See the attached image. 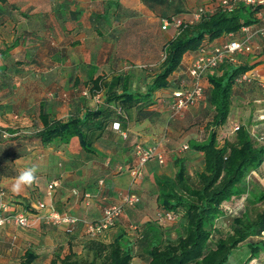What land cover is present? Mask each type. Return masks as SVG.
Listing matches in <instances>:
<instances>
[{
    "label": "crops",
    "instance_id": "obj_1",
    "mask_svg": "<svg viewBox=\"0 0 264 264\" xmlns=\"http://www.w3.org/2000/svg\"><path fill=\"white\" fill-rule=\"evenodd\" d=\"M209 2L0 1V126L16 136L0 140V187L7 191L6 199L13 208H24L30 217L28 226L13 221L0 226V264H19L30 249L37 253L32 264H50L54 257L70 252L85 256L91 242L88 223L98 221L103 208L119 202L121 194L128 190L138 194L140 201L126 206L117 224L98 238L109 243L126 234L136 252L132 264H149L147 256L138 253L136 235L138 227L155 220L162 211L157 199L158 177L170 176L165 173L170 164L176 165L170 177L175 176L176 159L182 158L178 151L187 150H183V145L190 148L192 142H201L209 136L208 122L214 110L207 99L206 77L203 98L178 114L174 115L171 109L174 91L191 85L189 70L200 52L185 54L170 79V86L154 92L156 102L150 112H139L136 108L124 111V129L104 132L92 144L93 150L85 149L78 137L68 142L43 143L31 136L42 128L41 114L66 118L80 113L86 98L82 90L98 76L110 79L119 73L122 77L127 74L130 90L146 92L153 78L151 68L160 63V51L147 47L145 42L139 49L133 48L134 43L129 40L156 38L165 44L175 34L173 26L162 28L166 17L175 14L190 18L199 5ZM227 38L223 36L212 45L225 43ZM252 41L259 46L255 51L259 56L251 55V63L260 62L248 71L253 74L251 81L237 83L234 97L244 98L248 96L246 89L252 91L260 85L264 102V37L257 35ZM58 54L63 56V62L55 59ZM135 82L139 86L133 87ZM92 101L90 105L94 106ZM230 119L229 115L221 126L220 138L224 127H234ZM138 143L159 145L165 162L150 159L142 175L134 177L131 171L138 161L135 153ZM33 165L38 168L37 182L13 193L11 185L19 171ZM256 174L264 177V162ZM53 181L59 184L48 193ZM84 192L91 193L88 201ZM39 202L46 206L38 209ZM51 210L78 216L80 220L70 229L66 224L48 223L41 216ZM261 238L264 233L257 237ZM261 258L264 260V253Z\"/></svg>",
    "mask_w": 264,
    "mask_h": 264
},
{
    "label": "trees",
    "instance_id": "obj_2",
    "mask_svg": "<svg viewBox=\"0 0 264 264\" xmlns=\"http://www.w3.org/2000/svg\"><path fill=\"white\" fill-rule=\"evenodd\" d=\"M198 12L199 18L196 17ZM263 12L264 2H241L230 10L223 0H210L209 4L199 5L190 18L175 14L166 17L170 21L167 27L173 26L175 34L163 45V58L153 69L152 82L146 92L130 90L127 74L122 77L123 74L119 73L110 79L98 76L82 90L84 95L91 94L90 97L99 95L98 102L95 98H83L80 113L66 118L41 114L42 128L31 137L43 143L68 142L78 137L85 149L93 150L92 144L104 132L124 129V111L134 108L139 112L151 111L156 102L154 92L170 86V79L180 68L186 53L210 49L215 40L238 33L243 26L264 25ZM252 53H241L236 61L227 57L204 75L209 84L207 99L214 112L208 122L207 139L191 144L203 155V168L195 172L194 181L186 159L179 157L175 176L158 177L160 212H173L176 218L166 223L156 218L138 227V253L147 256L149 264H227L233 250L243 244L251 250L243 264H264L261 258L264 238L257 239L264 233V190L254 196L256 206L253 213L247 207L233 215L231 229L226 235L215 236L212 232H219L217 221L228 211L227 204L243 195L249 171L257 170L264 162V143H256L245 125H239L233 140L224 138L220 142L219 137V130L228 121L237 92L236 78L260 62L251 63ZM89 100H94V106ZM5 129L12 136L0 140L16 137L14 132ZM170 223L179 227H168ZM172 228L177 230L176 237L171 235ZM98 237L100 235L89 236L91 242L85 256L70 252L63 257H54L50 264H132L136 252L126 234L109 243ZM36 257L34 250H27L19 264H32Z\"/></svg>",
    "mask_w": 264,
    "mask_h": 264
},
{
    "label": "built area",
    "instance_id": "obj_3",
    "mask_svg": "<svg viewBox=\"0 0 264 264\" xmlns=\"http://www.w3.org/2000/svg\"><path fill=\"white\" fill-rule=\"evenodd\" d=\"M241 2L253 4L257 2H264V0H223L224 4L229 5L230 10H232L236 4ZM201 10L202 8H200V11ZM196 17H200V12L196 13ZM180 22L181 21L178 20V23ZM169 24L170 21L165 19L163 26L167 27ZM257 35L264 37V25L257 27L243 26L240 32L230 33L225 43L214 45L210 49L201 50L189 70L192 78L191 85L184 88H178L173 93L174 101L171 104V109L174 115L194 105L204 96L205 87L203 77L208 70L218 67L227 57L236 61L238 55L241 53L255 52L259 46L253 43L252 40ZM252 78L253 74L246 72L238 76L236 78V82L241 83L243 81H251ZM84 93L86 94V92ZM99 98L100 96L96 95L95 101L98 102ZM116 127H118V125H116ZM238 128L239 125L235 126V130ZM11 136L12 133L0 126L1 139H6ZM182 148L183 150L188 149L189 145L184 144ZM135 153L138 161L136 166L131 171L134 177L142 175L144 165L152 158H156L160 163L165 162L164 154L157 144L145 146L139 143L135 147ZM58 184V181L51 182L49 184L48 193H52V189ZM83 196L88 201L91 197V193L84 192ZM6 197L7 191L0 187V221H2L0 226L4 225L8 221H13L21 226H28L30 224V217L27 210L24 208H13V206L7 201ZM139 201L140 198L135 192L131 190L123 192L119 202L108 204L103 208L102 216L98 221L88 223L87 234L93 237L103 234L105 231L117 224L118 220L123 216L126 206L136 205ZM45 206L44 202H39L36 207L38 209H42ZM41 217L48 223L56 225L66 224L69 229L80 220L78 216L56 210L44 213ZM157 218L161 222L166 223L174 220L176 215L170 211L160 212L158 213Z\"/></svg>",
    "mask_w": 264,
    "mask_h": 264
},
{
    "label": "rangeland",
    "instance_id": "obj_4",
    "mask_svg": "<svg viewBox=\"0 0 264 264\" xmlns=\"http://www.w3.org/2000/svg\"><path fill=\"white\" fill-rule=\"evenodd\" d=\"M43 3H45V0H41V4ZM162 28L165 29L166 27H162ZM129 42L132 44L137 43L136 47H134L135 46L134 44L131 45L133 48L136 49H139L142 46L141 43L145 42L147 47L150 46L154 51H160L159 61H161V58H163L164 40L159 41L156 38L143 40L141 38L137 40L134 39L129 40ZM77 53L78 52L76 50V54ZM252 55L259 56V54H254V53H252ZM55 59L58 60L59 62L64 61L63 56L60 54L56 55ZM154 68H156V65L152 66L151 68L152 72ZM66 74H68V71L66 72ZM137 86H139V82H135V85L133 87H137ZM143 89H145V87ZM246 93H247L246 95L248 96L244 98L236 97V96L234 97L233 105L231 107V114H230V118H231L230 121L232 127L244 124L246 127L249 128L253 136V139L256 141V143L258 144L264 143V139H261V136L264 135V115H263L264 102H262L263 98H262V90L260 89V85L259 87L256 86L254 89H252V91L246 89ZM85 96L86 98H95V97H90L91 94ZM92 102L94 103V100ZM233 128L230 129L229 125L224 127L225 134L223 133V136L220 138V142L224 138L230 140H233L235 138L236 130H234ZM178 156H181L182 158L186 159L189 173L193 176V180L195 181V172L203 168L201 153H198L196 150L190 147L186 151H178ZM175 170H176V165L170 164L166 168L165 173L167 175L172 176L174 175ZM245 188L246 190L244 191V193H242L243 195L240 198L238 199L235 198V201L227 204V207L229 208L228 211L226 212V214L222 215L217 221V226L220 229L219 232L215 233V231H212L215 236L226 235L230 231L232 217L235 213L241 212L244 208L246 209L247 207L250 209L252 213L255 211L256 204L253 201V199L255 194L264 190V177L260 174L257 175L255 169L250 170L247 176V186ZM167 226L179 227V225L176 223H170L167 224ZM171 234L173 237L177 236L176 228H172ZM250 252L251 250L248 245L243 244L238 246L233 250L227 264L242 263L248 258Z\"/></svg>",
    "mask_w": 264,
    "mask_h": 264
},
{
    "label": "clouds",
    "instance_id": "obj_5",
    "mask_svg": "<svg viewBox=\"0 0 264 264\" xmlns=\"http://www.w3.org/2000/svg\"><path fill=\"white\" fill-rule=\"evenodd\" d=\"M37 172L38 168L35 165L22 169L16 176L10 190L13 193H20L24 188L32 186L38 180Z\"/></svg>",
    "mask_w": 264,
    "mask_h": 264
}]
</instances>
